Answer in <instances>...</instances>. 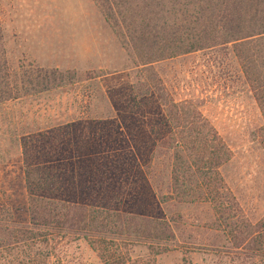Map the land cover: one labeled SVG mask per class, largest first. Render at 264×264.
<instances>
[{
    "label": "trees",
    "instance_id": "obj_1",
    "mask_svg": "<svg viewBox=\"0 0 264 264\" xmlns=\"http://www.w3.org/2000/svg\"><path fill=\"white\" fill-rule=\"evenodd\" d=\"M92 1L134 59L133 78L111 97V117L77 119L22 141L27 217L14 219L0 205V264H64L65 246L78 239L95 264H155L156 254L178 245L162 207L171 199L207 202L233 247L264 248V223L250 222L220 173L231 150L195 100L171 97L151 64L229 47L264 136V0ZM1 53L0 101L73 77L71 69L13 68ZM163 153L170 161L161 193L149 176ZM135 245L144 246V257L131 255Z\"/></svg>",
    "mask_w": 264,
    "mask_h": 264
},
{
    "label": "rangeland",
    "instance_id": "obj_2",
    "mask_svg": "<svg viewBox=\"0 0 264 264\" xmlns=\"http://www.w3.org/2000/svg\"><path fill=\"white\" fill-rule=\"evenodd\" d=\"M0 49L13 68L38 65L73 72L59 87L0 101V205L24 220L22 141L77 119L111 117V97L133 78L134 59L92 0H0ZM151 64L171 97L195 100L227 144L231 156L220 173L250 222L264 223L263 117L239 61L229 47L214 46ZM169 158L160 154L150 170L149 181L161 193L168 185ZM162 207L178 245L156 254L155 264H264V248L232 246L216 228L207 202L171 199ZM133 249L132 256L146 255L143 245ZM61 261L95 264L98 259L78 239L65 246Z\"/></svg>",
    "mask_w": 264,
    "mask_h": 264
}]
</instances>
